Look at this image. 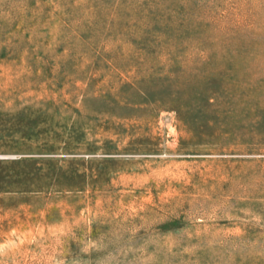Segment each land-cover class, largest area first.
Listing matches in <instances>:
<instances>
[{
  "label": "rangeland",
  "instance_id": "rangeland-1",
  "mask_svg": "<svg viewBox=\"0 0 264 264\" xmlns=\"http://www.w3.org/2000/svg\"><path fill=\"white\" fill-rule=\"evenodd\" d=\"M0 264H264V0H0Z\"/></svg>",
  "mask_w": 264,
  "mask_h": 264
}]
</instances>
